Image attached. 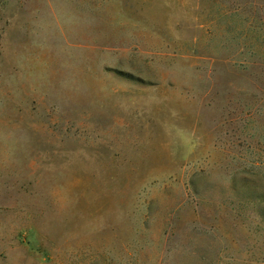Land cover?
Here are the masks:
<instances>
[{
  "label": "rangeland",
  "instance_id": "374dc122",
  "mask_svg": "<svg viewBox=\"0 0 264 264\" xmlns=\"http://www.w3.org/2000/svg\"><path fill=\"white\" fill-rule=\"evenodd\" d=\"M0 264H264V0H0Z\"/></svg>",
  "mask_w": 264,
  "mask_h": 264
}]
</instances>
